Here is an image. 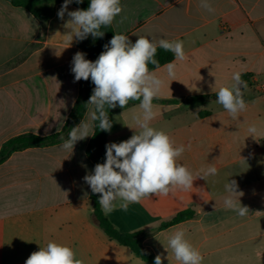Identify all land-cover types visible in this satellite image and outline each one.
Here are the masks:
<instances>
[{"label": "crops", "instance_id": "1", "mask_svg": "<svg viewBox=\"0 0 264 264\" xmlns=\"http://www.w3.org/2000/svg\"><path fill=\"white\" fill-rule=\"evenodd\" d=\"M208 2L214 13L201 8V0H121L123 11L112 26L114 34L133 43L138 36L157 44L160 39L184 42L177 81L167 76L165 65L154 70L164 83L153 100L157 117L150 126L166 132L174 147H185L177 163L194 177L210 165L217 174L196 178L189 190L144 198L127 211L118 200L107 217L120 232L132 233L151 231L192 209L193 219L149 233L143 247L161 255L163 264H180L168 237L183 230L202 264H264V0ZM62 5L53 4L52 17L43 23L0 0V150L20 135L62 131L77 103L80 81L71 68L82 49L75 37L71 45L66 42L69 17L57 15ZM77 9L68 5V11ZM235 72L247 82V109L237 119L216 101V92L233 83ZM91 110L83 121L91 122ZM140 112L139 102L117 112L118 127L108 141H126L138 132L132 117ZM250 126L257 128L254 137ZM89 134L72 153L62 142L15 152L0 164V264H25L49 242L69 246L83 264H147L110 240L93 219L91 188L83 179L95 167L86 153L94 130ZM231 180L249 209L243 217L224 206Z\"/></svg>", "mask_w": 264, "mask_h": 264}, {"label": "clouds", "instance_id": "2", "mask_svg": "<svg viewBox=\"0 0 264 264\" xmlns=\"http://www.w3.org/2000/svg\"><path fill=\"white\" fill-rule=\"evenodd\" d=\"M72 2L73 0H64L57 13L61 20L65 13L69 17L64 24L69 30L65 34L69 45L74 37L79 41L89 35L93 38L103 37L101 27L110 26L123 11L121 0H90L87 10L68 11V5ZM75 2L79 4L83 0ZM200 7L209 13L215 11L208 0H201ZM158 47L173 54L174 60L164 68L167 76L173 77L172 81H177L174 79L176 61L185 59L182 40L160 39L157 44L146 36H138L133 43L128 36L115 34L104 45V51L94 62L87 60L83 52L75 53L72 60L71 71L75 81H88L90 78L95 87L86 104L92 106L91 122L82 120L79 125L71 128L68 139L62 144L64 150L72 153L75 144L92 136L89 133L96 127L102 131H110L112 121L109 119L108 109L117 106L124 109L130 101H139L141 109L140 113L132 117L139 131H135L126 141L107 144L105 162L97 163L93 172L83 177L91 192L100 194L98 203L106 216L115 210L118 200L119 208L127 211L130 204L140 203L144 198L153 195L167 196L178 189L189 190L193 188L196 178L206 180L208 176L217 174V168L210 165L201 169L200 174L194 177L186 166L177 163V158L185 151V147H174L166 132L150 126L157 117L153 100L159 98L164 83L155 71L149 70V64L154 65L157 70L160 68L159 61L155 58ZM232 80L230 86L219 88L216 101L233 119H237L239 113L247 109L243 98L247 82L242 79L240 72L233 73ZM248 132L249 136L254 137L257 128L250 126ZM225 190L228 193L223 201L225 208L236 211L241 217L247 215L249 209L240 203L243 192L238 191L237 182L228 181ZM168 247L180 264H202V255L185 239V231L177 230L172 233L168 237ZM25 264H83V261L76 258L69 246L49 242L31 253ZM154 264H163L161 255L155 257Z\"/></svg>", "mask_w": 264, "mask_h": 264}, {"label": "trees", "instance_id": "3", "mask_svg": "<svg viewBox=\"0 0 264 264\" xmlns=\"http://www.w3.org/2000/svg\"><path fill=\"white\" fill-rule=\"evenodd\" d=\"M10 2L13 6L21 7L32 13L37 19L45 23L52 17V5L64 3V0H6ZM70 5H74L82 10H87L90 5V0H83L82 3L77 4L73 0ZM43 30H45V25H43ZM104 32L103 37L93 38L89 35L86 39L79 41V45L82 52L85 53V58H91V61H95L98 56L104 51V45L108 44L111 38L115 35L112 24L107 27H101L100 29ZM160 64V67L166 65L174 60V56L171 52H166L161 48H157V54L155 57ZM149 70H157L154 65L149 64ZM243 79V78H242ZM94 84L89 78L88 81L80 80V95L77 103L69 115L66 125L62 131L50 135V136H38L33 134L20 135L15 138L8 140L4 143L2 149L0 150V164L4 163L10 156L28 148L33 147H48L60 144L68 139V134L71 128L80 124L82 118L86 114L89 105H86L89 101L90 96L93 92ZM197 100L199 98H193ZM139 101H130L128 105L132 103H138ZM127 105V106H128ZM126 106V107H127ZM122 108L117 106L113 109H108L109 119L112 121V128L110 131L99 130L98 127L94 129L93 137L91 138L86 153L87 156L94 162L104 163L106 159V145L110 142L108 141V136L111 132L117 129V123L114 119V115L121 111ZM98 123V122H95ZM63 137V140L61 139ZM100 194H93L91 192V203H92V216L94 221L103 230V232L109 237L110 240L117 242L121 246L129 248L133 254L144 261L147 264H154L156 255L143 247L142 241L145 236L149 233L159 232L165 230L169 227L175 226L182 222L193 219L196 216V212L192 209H186L180 211L173 219L170 221L162 223L157 228L151 231L140 230L132 233H122L115 225L109 220V218L103 214L100 209L98 200Z\"/></svg>", "mask_w": 264, "mask_h": 264}, {"label": "rangeland", "instance_id": "4", "mask_svg": "<svg viewBox=\"0 0 264 264\" xmlns=\"http://www.w3.org/2000/svg\"><path fill=\"white\" fill-rule=\"evenodd\" d=\"M87 60H90L91 61V58H87Z\"/></svg>", "mask_w": 264, "mask_h": 264}]
</instances>
